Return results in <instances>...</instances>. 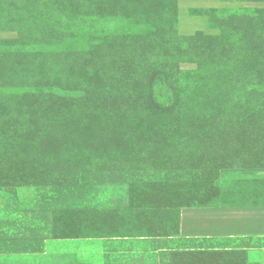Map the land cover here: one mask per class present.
<instances>
[{
  "label": "rangeland",
  "instance_id": "obj_1",
  "mask_svg": "<svg viewBox=\"0 0 264 264\" xmlns=\"http://www.w3.org/2000/svg\"><path fill=\"white\" fill-rule=\"evenodd\" d=\"M18 1L0 13V264L237 258L182 225L212 173L264 163V0Z\"/></svg>",
  "mask_w": 264,
  "mask_h": 264
},
{
  "label": "crops",
  "instance_id": "obj_2",
  "mask_svg": "<svg viewBox=\"0 0 264 264\" xmlns=\"http://www.w3.org/2000/svg\"><path fill=\"white\" fill-rule=\"evenodd\" d=\"M249 2L178 0V7L231 10ZM214 181L221 183L207 196L211 204L186 212L189 221L182 225L183 234L221 239L222 249L238 252L227 264H264V163L221 169ZM61 252L51 259L24 257L16 264H65Z\"/></svg>",
  "mask_w": 264,
  "mask_h": 264
},
{
  "label": "trees",
  "instance_id": "obj_3",
  "mask_svg": "<svg viewBox=\"0 0 264 264\" xmlns=\"http://www.w3.org/2000/svg\"><path fill=\"white\" fill-rule=\"evenodd\" d=\"M0 1L1 2L6 1L5 3H2V5L0 7V13H3L5 11L8 13V12H11V9H13V10L16 8L18 9V7H19V3H18L19 1L18 0H9V1L8 0H0ZM79 1L80 0H74L70 3V7L68 8V13L76 14L79 11V9H80ZM175 2H176V0H175ZM107 11L111 12V8L108 7ZM0 72H1V68H0ZM217 175H218V171H215V173H212L213 178H212V180H209V181H214L215 177L217 178Z\"/></svg>",
  "mask_w": 264,
  "mask_h": 264
}]
</instances>
